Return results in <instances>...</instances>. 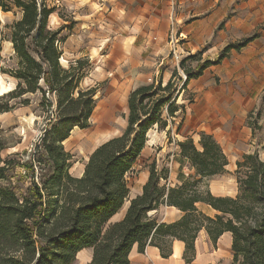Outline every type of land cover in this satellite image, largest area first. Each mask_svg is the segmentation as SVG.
I'll return each mask as SVG.
<instances>
[{
  "label": "trees",
  "instance_id": "1",
  "mask_svg": "<svg viewBox=\"0 0 264 264\" xmlns=\"http://www.w3.org/2000/svg\"><path fill=\"white\" fill-rule=\"evenodd\" d=\"M14 7L21 17L11 27L17 62L9 73L17 84L0 95V114L11 110L12 99L40 93L48 116L40 141L23 163L32 172V181L23 191L9 181L10 171L19 162L2 156L6 146L0 139V264H74L85 248L93 249L87 264H130L134 245L140 252L148 245L157 246L161 256L168 258L175 240L185 244L186 264H194L196 241L203 229L214 244L225 232L232 233V264H264V160L258 152L244 154L234 172L237 195H215L206 179L226 172L229 159L223 146L205 131L198 144L193 136L177 142L180 167L186 162L192 172L179 175L173 185L170 170H159L154 160L141 194L130 199L124 218L109 223L128 198L127 176L147 145L149 131L155 125L165 129L178 111L180 128L186 115L185 104L177 103L180 92L192 78L219 64L232 49L249 45L260 32L228 43L215 61L199 65L198 72L187 70L179 92L176 72L166 84L159 78L132 90L122 133L98 145L83 174L74 176L70 172L73 154L64 143L75 127L90 125L97 88L81 87L84 60L62 65L61 28L49 26L54 8L39 0H0L3 11ZM260 118L258 112L250 124ZM201 203L215 214L201 210ZM165 206L177 207L180 217L162 221L159 213Z\"/></svg>",
  "mask_w": 264,
  "mask_h": 264
},
{
  "label": "rangeland",
  "instance_id": "2",
  "mask_svg": "<svg viewBox=\"0 0 264 264\" xmlns=\"http://www.w3.org/2000/svg\"><path fill=\"white\" fill-rule=\"evenodd\" d=\"M39 1H44L55 9L50 16L49 26L54 29L61 28L62 65L68 67L76 64L78 60H84L81 87L97 88L96 106L90 125L87 128L75 127L64 143L66 149L73 154L70 172L74 176L83 172L90 154L98 145L122 133L127 124L128 97L135 87L159 78L166 84L176 72L174 80L179 92L187 77V70L196 73L204 61H215L228 43L240 41L256 31L261 35L264 33L263 17L259 18L263 20L248 33L233 32L229 19L236 14L234 5H226L225 17L210 21L212 7L217 12L220 7V11L225 10V7L222 8L223 0H215L213 3L210 0H186L184 5L189 9H197V16H192L193 13L180 21L187 35L181 34L177 49L182 58L180 62H176L172 58L169 33L163 36L154 33L158 29L157 22L160 23L163 19L162 11L170 6L168 0ZM258 1L257 4L262 3V0ZM244 13L250 15V21L257 20L256 16L251 18V15H255L254 10L247 8ZM149 14L156 16V22L154 18L151 19L154 23L148 22ZM20 17L21 12L16 7L8 12L0 8V95L13 90L17 84V80L9 73L17 62L10 37L11 27ZM193 22L195 25L198 23L204 26L198 28L196 25L195 30L189 31L187 26ZM205 22H209L208 25ZM124 41H131L132 45H127ZM156 43L160 46L154 49ZM119 44L121 47H118ZM192 56L194 58H190ZM243 58L242 51L230 53L219 64L207 67L201 75L192 78L180 92L177 103H184L186 106L184 125L179 128L182 114L178 111V117L173 123L169 120L165 129L155 125L150 130L148 144L138 158L134 170L127 176L130 189L127 199L135 195L144 177L142 171L149 170V165L154 160L159 170L165 167L171 172L173 169L178 178L182 173L188 175L192 172L186 162L182 168L177 166V142L184 140L186 136H193L198 144L202 130H197V125L206 123L213 127L221 124V117L232 122L239 120L240 115L234 111V105L228 103L230 94L234 91L242 95H258L257 103L246 115L247 121L251 122L261 112L259 122L250 125L253 138L257 142L254 152H258L259 157L264 160V87L260 88L259 81L245 79L244 75L251 67L243 64ZM184 59V64H181ZM41 102L40 93H27L12 99L11 110L0 114V139L6 146L2 156L19 162L10 171L9 181L18 186L20 191L25 190L32 181V172L23 163L30 158L47 124L48 108L42 106ZM224 149L229 158L227 171L206 179L205 183L211 189L210 182L220 178L230 193L224 196H236L238 183L234 172L236 162L241 157L238 156L239 150L233 146L230 150L225 146ZM199 207L211 216L215 214L208 205L200 204ZM198 239L205 246L208 234L204 229L199 233ZM209 251L212 254L219 253L218 246H209ZM88 253L89 249L80 251L74 264H87ZM216 263L232 264L231 249L222 252Z\"/></svg>",
  "mask_w": 264,
  "mask_h": 264
},
{
  "label": "crops",
  "instance_id": "3",
  "mask_svg": "<svg viewBox=\"0 0 264 264\" xmlns=\"http://www.w3.org/2000/svg\"><path fill=\"white\" fill-rule=\"evenodd\" d=\"M210 1L213 3V1L215 0H210ZM256 1L259 2L258 0H223L224 3L222 5L223 6L222 8L225 7V10L220 11L221 9L220 7L219 11L217 12L216 10H213V7H212L210 21L216 18L221 19V17L222 18L225 17L227 14L226 5L227 4L231 6L234 5L236 14L232 16L231 19H229V24L231 25V27L233 26L232 27L233 32L235 33H240V32L248 33L249 31L254 29L255 26L258 25L259 22H261L260 20H263L259 18L261 17L264 18V0H262V3L260 4H257ZM180 2L182 4H180ZM167 3L170 6L166 10L162 11L163 19L160 21V23L159 21L157 22L158 29H156L157 31H155L154 33H158L160 34V36H163V34L169 33L170 26H171V15L174 10V18H175L174 30L175 32L177 34L187 35V32L185 31V29L184 30L182 29V25L180 24V21H182L187 16L193 13L194 14L192 16H197L196 15L197 9L187 8V6L184 5L186 4V0H168ZM211 5L207 4V6H211ZM247 8L255 11V15H251V18L252 16H256V19H257L256 21L254 22L250 21L251 20L249 19L250 15H247L246 13H244L247 10ZM152 18H154L156 22V16H152L151 14H149V19H148L149 23L151 22L154 23V20H151ZM195 21L198 22V20H195ZM209 22H205V24L208 25ZM196 25L198 28L204 26V25L200 26L198 25V23H196ZM196 25L193 22V23H190L187 26V28H189V31H191L192 29L195 30L194 28L196 27ZM263 40H264V33L262 35L260 34L259 37L253 40L249 45L243 47L241 50L232 49L229 52V54L230 53L232 54V52H238V51L243 52V57H244L243 64L247 65L248 67H251L249 72H247V74L244 75L245 79H247L248 81H259L261 89L264 87V41ZM124 42H127L126 43L127 45H132L131 41L130 42L124 41ZM158 46H160V44L156 43L153 48L156 49ZM118 47H121V45L119 44ZM131 64L133 65V61L131 62ZM140 85H143V84H140ZM231 93L232 94H230L228 103L234 105V111L236 113H239L240 119L232 122V121H227L225 117H221L222 122L219 125L211 127L205 123V124L197 125L196 129L197 130L201 129L202 131L212 134L217 139V141L223 146V148L225 146L227 147V149L230 150V147L233 146L234 149L239 150L238 156L242 157L246 153H253L255 150V145L257 143L256 139L253 138L254 136L253 129H252V126L250 125V120L247 121L246 114L257 103L258 95L257 94H255L256 96L247 95V94L242 95L235 91ZM184 122L182 125H184ZM147 144H148V141H147ZM176 163H177V166L180 167V163L178 161H176ZM227 168L228 167H226V169ZM83 172L77 176H81ZM142 173L144 177L142 178V181L139 183V186L137 190L135 191V195H133L132 197L129 196V199H126L121 209L111 217V219L109 220V223H114V222L122 220L126 214L127 208L130 203V199L136 197L138 194H141L143 190V186L148 180L149 170L145 169L142 171ZM169 181L171 183L179 182L178 176L173 171V169L170 172ZM221 181L222 179L219 178V179H214V181L210 182L211 192L218 196L230 195V193L227 191L228 188L224 186ZM152 213L154 214L156 213V211H153L150 214ZM159 215L162 221L172 222L174 220H177L180 217L181 212L175 206H165L160 209ZM231 244H232V233L225 232L223 235H221V237L218 239L216 243L219 249V253L216 252L215 254H212L209 251V246L214 245V243L209 238V236H208V239H206L205 246L202 245L199 239L197 238L196 258L194 260V264H217L216 262L219 260V256L222 255V252L229 251L231 249ZM184 247H185V244L183 241L175 240L173 242V254L168 258H163L160 254V249L157 246L148 245L146 247L145 252H140L138 250V246L134 245V247L132 248L130 252V261H131L130 264H186L185 260L182 257ZM86 249H89L88 255H89V261H90V259L92 258L93 249L85 248L83 250H86Z\"/></svg>",
  "mask_w": 264,
  "mask_h": 264
},
{
  "label": "built area",
  "instance_id": "4",
  "mask_svg": "<svg viewBox=\"0 0 264 264\" xmlns=\"http://www.w3.org/2000/svg\"><path fill=\"white\" fill-rule=\"evenodd\" d=\"M174 20V10L171 15V26L169 31V42L171 44L172 58L175 59L176 62H180L182 55L177 49V44L180 43L181 34H177L174 30L175 27Z\"/></svg>",
  "mask_w": 264,
  "mask_h": 264
}]
</instances>
